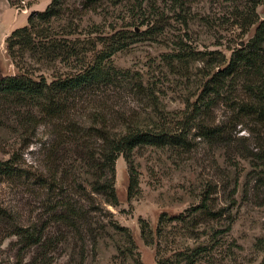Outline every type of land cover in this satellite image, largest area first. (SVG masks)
<instances>
[{"label":"rangeland","instance_id":"obj_1","mask_svg":"<svg viewBox=\"0 0 264 264\" xmlns=\"http://www.w3.org/2000/svg\"><path fill=\"white\" fill-rule=\"evenodd\" d=\"M50 1L0 0L4 74L19 71L9 55L7 37ZM249 10V0L67 1L54 21L59 36H66L65 28H77L69 37L94 41L100 49L103 38L115 30L134 35L105 60L108 79H99L93 90L76 99L69 116L81 129L80 139L64 145L72 149L81 143L95 149L96 128L121 131L126 122L164 128L175 139L137 145L129 159L119 156L117 205L90 192L83 167H75L77 173L60 194L46 195L52 205L63 200L86 204L89 222L80 237L70 231L66 240H55L59 231L47 217L53 210L49 203L41 202L35 191L0 182V198L14 207L17 218L47 227L42 240L30 245L17 235L3 236L0 223V264H264V166L252 165L241 155L254 148L253 138L244 137L249 131L231 118L234 113L222 99L211 95L206 112L194 106L215 62L210 52L230 56V47L254 35L257 24H241ZM257 11L264 18V2ZM95 54L89 53L91 60ZM28 60L41 68L34 59ZM55 67L71 68L64 62L45 68L50 80ZM13 120L0 118V158L9 156L4 148L20 144L22 126ZM202 127L210 128L208 136L201 135ZM37 135L53 136L44 125ZM35 148V141L25 147L27 160L34 158ZM132 170L139 184L131 196ZM80 182L89 192L84 194L87 200L74 188Z\"/></svg>","mask_w":264,"mask_h":264},{"label":"trees","instance_id":"obj_2","mask_svg":"<svg viewBox=\"0 0 264 264\" xmlns=\"http://www.w3.org/2000/svg\"><path fill=\"white\" fill-rule=\"evenodd\" d=\"M67 1L51 0L44 10L31 12L27 24L10 33L7 37L8 52L19 71L4 74L0 70V118H14L13 121L22 126L18 131L21 135L19 146L4 148L9 156L0 158V182H9L14 187L22 186L41 195V202L45 205L49 203L48 209L53 208L47 217L57 225L59 232L55 240L59 241L66 240L70 231L79 233L80 237L83 225L89 222L84 210L86 204L83 202L63 200L62 203L59 201L52 205L46 198L47 194H60L61 187L67 185L71 176L77 173L75 167H83V171L87 172L88 177L83 181L89 182L90 192L117 205L119 197L115 178L119 156L123 154L129 159V152L137 145L160 144L175 139L164 128L151 129L140 123L127 125L126 122L121 131L96 128L94 134L99 139V146L95 149L84 147L81 143L72 149L64 145L67 140L76 143L80 139L78 135L80 137L81 129L69 116L76 99L84 92L93 90L99 79H108L105 76V60L127 45L125 42L134 35V31L115 30L110 36L103 38L105 41L100 49H97L94 41L69 37L77 28H65L62 33L66 36H59L54 28V21L62 15ZM249 2L250 10L242 15L241 24L245 27L257 24L254 35L248 41L230 47V56L218 50L210 52L215 62L206 73L207 80L197 95L194 106L197 111L206 112L211 107V95H214V99L225 101L234 113L231 118L237 124L245 125L249 131L244 137L253 138L254 148H248L241 155L249 158L252 165L264 166V18L257 11V6L264 0ZM91 51L96 53L94 60L89 56ZM29 58L39 63L41 68L34 66ZM57 62H64L71 68L55 67L50 80L44 72L45 68L52 67ZM113 75L116 77L117 73ZM110 77L112 79V74ZM41 125L48 127L53 136H38ZM202 128L205 129L201 135L208 136L210 128ZM85 134L84 131L82 135ZM87 135L90 136L88 133ZM232 136L229 134L227 139L230 140ZM32 137L34 140H31ZM87 139L88 137L84 138V141ZM33 141L36 146L35 156L27 160L25 147ZM71 154L75 156L72 159ZM74 160L78 162L77 165ZM138 184V176L132 170L129 186L131 196ZM74 188L81 199L87 200L84 194L89 192L83 183L80 182ZM0 223L4 224L1 227L3 236L17 235L30 245L39 243L47 229L45 225L22 222L15 216L14 207L2 198ZM144 229L143 227V236L148 238ZM131 240L135 244L133 237ZM149 242H153V239Z\"/></svg>","mask_w":264,"mask_h":264}]
</instances>
